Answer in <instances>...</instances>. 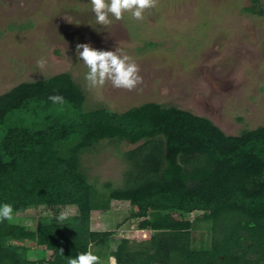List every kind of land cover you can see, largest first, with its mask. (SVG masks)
<instances>
[{
    "label": "trees",
    "instance_id": "1",
    "mask_svg": "<svg viewBox=\"0 0 264 264\" xmlns=\"http://www.w3.org/2000/svg\"><path fill=\"white\" fill-rule=\"evenodd\" d=\"M249 2L244 13L263 15L260 0ZM86 95L67 73L0 94V205L14 209L0 221V264H67L90 242L104 264H264V126L230 136L173 106L115 112L87 108ZM103 142L133 146L117 152L119 185L91 181L84 168ZM114 202L128 204L127 216L93 229L92 214ZM64 209L77 214L58 223ZM125 223L144 240L118 238Z\"/></svg>",
    "mask_w": 264,
    "mask_h": 264
},
{
    "label": "rangeland",
    "instance_id": "2",
    "mask_svg": "<svg viewBox=\"0 0 264 264\" xmlns=\"http://www.w3.org/2000/svg\"><path fill=\"white\" fill-rule=\"evenodd\" d=\"M259 5L261 16L243 12L249 0H158L143 20L125 13L105 28L96 23L90 0H0V94L67 73L86 92L87 108L99 104L123 112L155 102L205 117L230 136L264 126V0ZM84 43L131 57L143 83L132 91L110 82L99 91L88 88V69L76 54V45ZM41 58L47 61L43 70ZM132 147L103 142L97 154L85 155L89 180L119 185L124 164L117 152ZM128 210L114 202L110 211L92 214V228L113 230ZM117 236L132 244L145 238L132 223Z\"/></svg>",
    "mask_w": 264,
    "mask_h": 264
},
{
    "label": "clouds",
    "instance_id": "3",
    "mask_svg": "<svg viewBox=\"0 0 264 264\" xmlns=\"http://www.w3.org/2000/svg\"><path fill=\"white\" fill-rule=\"evenodd\" d=\"M158 0H90L91 11L94 13L95 21L102 27H110L113 21H121L125 13H130L135 20H143L144 14L149 9L155 8ZM76 54L82 60L88 71L84 79L88 88L97 91L103 89L107 83L113 88L132 91L143 83L139 75V66L126 54L114 51L97 50L90 44H77ZM47 64L44 58L37 61L39 69L43 70ZM53 104H63L64 98L52 95L48 98ZM45 208L46 205H41ZM77 214L71 209H64L55 217L58 223H63L71 216ZM44 215H49L45 212ZM14 218V209L11 204L0 205V221L11 222ZM93 244H88V250L79 253L75 258L68 257L67 264H104L101 257L92 251ZM116 246H113L115 250ZM62 254V250H61ZM110 264H117L115 256L109 258Z\"/></svg>",
    "mask_w": 264,
    "mask_h": 264
}]
</instances>
